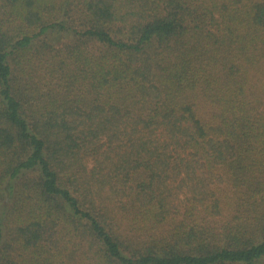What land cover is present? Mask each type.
Segmentation results:
<instances>
[{"label": "trees", "instance_id": "1", "mask_svg": "<svg viewBox=\"0 0 264 264\" xmlns=\"http://www.w3.org/2000/svg\"><path fill=\"white\" fill-rule=\"evenodd\" d=\"M0 264H264V0H0Z\"/></svg>", "mask_w": 264, "mask_h": 264}]
</instances>
